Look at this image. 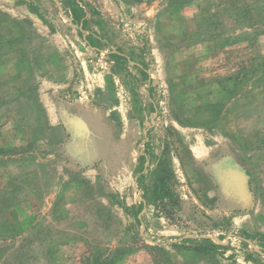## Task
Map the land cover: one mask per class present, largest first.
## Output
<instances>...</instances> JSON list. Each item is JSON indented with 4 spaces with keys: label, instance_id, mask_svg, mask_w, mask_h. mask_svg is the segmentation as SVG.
<instances>
[{
    "label": "rangeland",
    "instance_id": "obj_1",
    "mask_svg": "<svg viewBox=\"0 0 264 264\" xmlns=\"http://www.w3.org/2000/svg\"><path fill=\"white\" fill-rule=\"evenodd\" d=\"M0 264H264V0H0Z\"/></svg>",
    "mask_w": 264,
    "mask_h": 264
},
{
    "label": "trees",
    "instance_id": "obj_2",
    "mask_svg": "<svg viewBox=\"0 0 264 264\" xmlns=\"http://www.w3.org/2000/svg\"><path fill=\"white\" fill-rule=\"evenodd\" d=\"M73 15H74L75 21H78V24L82 25L83 27V25L86 22V17H87V11L85 10V8L79 5H76V7L73 6ZM86 41L89 46L91 47L93 46V43L90 40L86 39ZM111 55H114L115 57H117V59L121 57L119 54L114 53V52H111ZM149 193H150V190H148L146 187H143L142 196L145 200L148 199ZM203 240H209V239L203 238Z\"/></svg>",
    "mask_w": 264,
    "mask_h": 264
},
{
    "label": "crops",
    "instance_id": "obj_3",
    "mask_svg": "<svg viewBox=\"0 0 264 264\" xmlns=\"http://www.w3.org/2000/svg\"><path fill=\"white\" fill-rule=\"evenodd\" d=\"M82 26V25H81Z\"/></svg>",
    "mask_w": 264,
    "mask_h": 264
}]
</instances>
